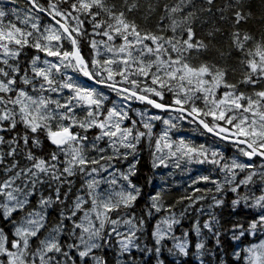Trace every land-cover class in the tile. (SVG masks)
Returning <instances> with one entry per match:
<instances>
[{"label":"snow or ice","instance_id":"1","mask_svg":"<svg viewBox=\"0 0 264 264\" xmlns=\"http://www.w3.org/2000/svg\"><path fill=\"white\" fill-rule=\"evenodd\" d=\"M194 7L0 0V264H264V31Z\"/></svg>","mask_w":264,"mask_h":264},{"label":"trees","instance_id":"2","mask_svg":"<svg viewBox=\"0 0 264 264\" xmlns=\"http://www.w3.org/2000/svg\"><path fill=\"white\" fill-rule=\"evenodd\" d=\"M135 2L140 6V10L134 17L137 20V23L143 22L149 28H152L154 25H156L159 17L165 15L163 6L165 4L174 6L175 4L179 3L180 0H135ZM191 2L195 7L192 9H186V11H196L195 28L198 32L206 34L213 28L221 29L218 41H213L210 44L209 52L205 54V57H203L212 62L221 59L218 55L217 49L227 53V40L224 38V30H232L230 26L232 23L231 17L234 14V10H240L245 14L251 13L248 23L242 26L240 29L241 31H246L249 34L256 36L257 39H259L261 32L264 31V22H262L264 21V0H239V3H237V0H214L215 7L212 8L211 15H209L207 12L200 11V9H207L210 7L206 3V0H191ZM17 3L21 8H24L26 0H17ZM148 5L152 6L151 11L148 10ZM221 66H230L227 55H225L223 58ZM189 223H191V221L185 222V227H188ZM176 235L180 236L181 233L177 231ZM249 239H252L253 242H257L252 237H249ZM168 246L171 247V243H169ZM207 246L212 247V243L209 242ZM190 248L191 251L195 253L194 247L190 245ZM105 258L109 260L111 264H115L117 259L115 250L107 251ZM119 259L126 260L128 257H119ZM169 259H171V257H169ZM183 259L187 261V264H199V261L195 255H190L189 257H184Z\"/></svg>","mask_w":264,"mask_h":264}]
</instances>
